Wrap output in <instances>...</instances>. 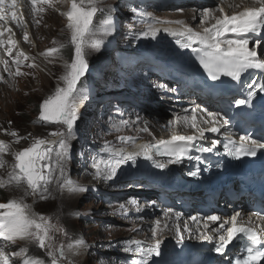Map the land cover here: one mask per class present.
I'll use <instances>...</instances> for the list:
<instances>
[{
  "label": "snow or ice",
  "instance_id": "snow-or-ice-1",
  "mask_svg": "<svg viewBox=\"0 0 264 264\" xmlns=\"http://www.w3.org/2000/svg\"><path fill=\"white\" fill-rule=\"evenodd\" d=\"M259 7L244 6L241 11H234L231 15L225 12L222 6L216 9L205 8L201 16V22L208 24L203 31H195L185 25L184 21H163L155 19L145 26V30L139 35L145 38L156 39L157 35L163 31L176 39V43L181 48H190L196 54L201 67L213 80H219L222 76L231 78L239 82L242 76L251 69L264 70V58H261L255 47H250V34H264V0H256ZM34 13H41L44 7L38 5L52 6L53 0H29ZM17 0H0V22H7L9 17L16 21L19 26L22 22L18 19L16 12ZM101 0H70V7L67 11L61 12L67 20L66 28L70 33L69 45L74 49L70 61L64 62V73L60 76L63 86H58L54 93L49 95L39 105L38 121L45 123L58 124L63 127L62 131L50 133L51 136L58 137L56 140L44 138H34L32 143L17 152L12 153L14 162L7 179L0 178V189H16L22 192V196L10 198L7 202L0 203V264H14L19 259L20 264H75L71 256L80 254V250L86 247V242L80 238L70 239L67 244L57 243V234L68 236L67 230L60 224L59 219L53 223V217L33 210L31 204L26 203L29 196L38 197L41 201L54 198L52 196V186L55 190L68 194H77L88 191L82 185L76 184L67 174V163L70 159V140L74 135V128L79 119V104L88 98V89L78 87L81 78L85 76L89 64L86 58L87 49L100 50L104 44V37L111 35L114 31L112 19V8L101 7ZM230 8H238L240 5L229 4ZM135 11V9H133ZM216 12L220 15L217 16ZM97 14L102 15L103 19L95 23ZM144 15L152 18L151 13ZM211 21H214L212 23ZM179 25L180 27H169L167 25ZM160 25H165L163 28ZM2 26V24H0ZM11 31L10 28L5 29ZM4 35L0 31V37ZM27 40V33H25ZM14 41L0 39V47L5 44L14 45ZM56 44V41H53ZM259 46L260 40L254 41ZM198 45V47H194ZM67 45L60 43L57 47L48 49L43 55L46 57L61 53ZM7 54L11 55V47L6 49ZM23 57V59H21ZM28 57L24 53H18L13 63L16 64L15 75H23L20 65ZM5 71H8L7 61ZM34 66V65H31ZM11 74V73H10ZM0 79H3L0 76ZM255 82H253L254 84ZM251 89L252 84L248 85ZM258 91L264 92V83L258 85ZM255 91L248 92V99L236 100L237 105L248 103ZM191 116L184 115L170 121L169 124L177 125L183 123L197 130L199 139L205 138V132H219L218 123L219 113L208 112L211 118L204 119V123H211L209 128L200 127L197 123V109H191ZM37 121H34V123ZM229 123L227 120L224 124ZM120 125L126 122L120 121L115 125V130L120 131ZM146 131L147 129H143ZM14 138V142L25 137H20L16 131L5 132ZM196 136H186L173 134L170 139L160 140L156 144H135L131 137H119L121 142H132L135 151H126L123 148H114L106 143L101 154L94 157L93 167L95 176L111 180L117 175V171L122 164L135 161L142 156L146 160H153L155 155H168V163H180L183 159H192L187 156L189 151L187 144ZM219 141H213V147ZM10 145L5 141H0V168L4 167L7 161L4 155L9 152ZM226 153L234 158L241 156H255L257 150L264 149V143L252 139L250 136H241L240 142L228 141L224 144ZM201 151L210 152L212 148H202ZM156 167L163 168V164L156 163ZM197 175V172L190 173ZM134 203V202H133ZM123 207V206H121ZM169 212L172 210L169 209ZM180 213H175L179 220ZM256 215H259L258 213ZM194 221L196 217H192ZM207 221L216 223L220 217L210 215ZM167 227V225H165ZM207 227V224H205ZM160 222H156L153 229V236L157 235ZM218 233L219 242L215 247L217 253L223 254L227 247L234 241L245 245L243 254L237 258L234 264H261L264 261V228L257 230L252 226L251 218L244 221L241 213L236 212L228 221L221 222L219 226L212 230ZM177 242L181 243L184 239L181 228L175 227ZM199 239L202 241L212 240L213 237L201 233ZM17 241L25 242L16 251L9 253L7 247L15 246ZM161 240L156 239L155 244L148 248L140 247L141 241H127L129 247L125 251H138L140 259L133 260L132 264H148V259L152 255H160ZM136 245V248L130 247ZM29 246H35L43 250L46 259L29 255Z\"/></svg>",
  "mask_w": 264,
  "mask_h": 264
},
{
  "label": "rangeland",
  "instance_id": "rangeland-1",
  "mask_svg": "<svg viewBox=\"0 0 264 264\" xmlns=\"http://www.w3.org/2000/svg\"><path fill=\"white\" fill-rule=\"evenodd\" d=\"M100 6L105 8L111 7L114 27H115V23H117V25L120 28L124 27L125 31L122 38L120 37V39L117 40V42L118 41L119 42L115 48H112L113 45L111 44L112 43L111 39L113 38V32H112L111 35L104 37V44L102 45L100 50L98 51L92 49L86 50L88 54V64H89L88 69L94 68V70H97L98 72L100 71L101 67H103L104 69L103 72L105 71L108 72L109 69V72L106 74V77L102 78L101 75L100 79H102L103 81L100 82L98 81L97 83L98 88H96L97 89L96 92L99 93L105 90L108 82H110L112 89H116L117 91L121 86V83H122V87H124L129 82V79L126 78L125 74H122V71L127 67V62L128 60H130L129 59L130 56L134 58L135 55L134 53H140L139 51L140 47L153 45L156 43L155 40L157 39V38L156 39L145 38L139 35V33L145 30V26L147 23L154 22L155 19H158L157 16H161V17L168 16L162 14L167 11L168 12L174 11L173 4L168 3V1H165L163 2V4H161L157 0H153V1L146 0L144 2H142V0H135L132 1L130 4L128 3L122 4L118 0H101ZM69 7H70V0H53L52 6L45 5L44 6L45 10L43 12L38 14L36 13L37 15L36 17L30 16L32 20H36L35 24L31 26L27 23V21H25L26 19L22 18L19 12H17V16H20L22 19L21 24L23 26L24 33H27V40H26L27 43L23 45V43L21 42V44L23 45V47H26L28 51H30L31 57H28V59H30L31 61L24 60L22 65H20V71L24 74L15 75L17 66L13 67V65H10V63L15 64L13 63V60L16 58L17 55H10L9 58H6L7 60H5L7 61L8 71L3 72V76H2L3 79L1 85L3 89L0 88V141H5L6 143H8L10 145V149L9 152L4 155V160L7 161V163L4 165V167L0 168V178L7 179L8 173L11 171V165L14 162L12 153L28 147L32 143L33 139L40 136L41 134H44L50 138H54V136H51L50 133L55 132V127L57 124L38 121L39 112L36 119L33 118L32 113L35 104L43 95L51 91H54L55 86L58 87L63 85V81H61L59 78L61 75H63L65 71L64 62L66 60L63 59L62 57H58V54L46 57L43 54L37 56L35 52L43 51L42 53H45L49 49L48 47L52 45V38L55 37V34L58 32V28L66 24V21L60 15V13L61 11L68 10ZM24 9L27 16H29L31 12V8L27 7ZM133 9H135V11H133ZM189 11L191 10L190 9L187 11L185 10V12H189ZM145 13H151V14L153 13L152 14L153 17L149 18L148 16L144 15ZM182 15H184V11L179 12V14L178 12L175 13L173 18H178V20L183 21ZM187 15L188 17L184 16V19L186 21H190L193 17V12L191 11V14H187ZM197 21L198 22H195L194 24L195 27L198 24H203L201 22V19H197ZM95 23H99V22H95ZM29 29L31 31L30 33L28 32ZM60 38L61 40H63L62 37ZM5 47L6 48L2 49L3 51H6V49L9 48L8 46ZM44 47L46 48L43 49ZM13 49L15 50V48ZM149 51L151 52L152 50L148 48V50L143 52V57L147 58L146 56ZM121 53L127 55L125 63H122L120 59H117V57L120 56ZM55 56H57L59 59H54L53 57ZM109 58L110 60H108ZM21 59H23V57ZM106 62H108V64L111 65L106 66L105 65ZM151 63L153 64L152 61ZM3 66H5V63L3 64L0 61V67ZM138 67L139 66H137V68ZM138 71L141 72L142 69L139 68ZM147 74L154 75L155 77L159 75L158 73L152 72L150 70H148ZM116 77H119L117 82H115L117 80ZM89 90L90 89H88V91ZM130 96H134V94L133 95L131 94ZM111 104H114L115 106L121 105L117 102L106 101L103 104L98 105L97 108L94 109L95 117L94 114L91 113V110H87L86 112L83 113V115H85V117L83 118V120H85V127L83 131L80 130L78 131L76 128H74V135L70 140L71 142L70 159L67 163V174L69 175L72 181L75 178H78L77 171L79 169H83L82 162L84 160L88 162V160L90 159L89 155L85 152V150L90 147L92 148V146L94 147V145L101 146L102 144L101 143V140L103 139L102 134H100L97 137L98 132L97 133L94 132V128L96 125L102 127V124H104L105 125L103 131L104 136L106 135L110 139L115 138V140L119 141L118 140L119 133L115 130V125H118V121L116 118L117 116L116 113H114V105ZM143 105L144 108L142 110H139V113L142 112L141 113L142 117H137V118L139 119L146 117L155 118L152 115L156 114L154 111H156L159 107L154 108L152 107L153 105L150 107L148 106V104H146V101L143 102ZM122 111L124 112L123 113L124 116L127 111L126 108H119L117 110V112L119 113ZM34 119L37 122L34 123L32 121ZM149 120L152 121L151 119ZM131 121L132 119L129 118L127 120V122H129L127 123V128L126 127L123 128L125 129V131H127V133L136 132V131L139 132L145 129L146 127H148V123L146 121L145 122L143 121L139 124L138 126L139 129L131 128L130 127V125L132 124ZM76 125H78L77 122ZM140 125L143 127H140ZM179 127L180 128L183 127L184 128L183 130L192 132L190 129L187 130V125L185 124L179 125ZM11 131H16L20 137H25V138L19 140L18 143H15L14 138L12 136L5 134V132H11ZM145 132L147 134H143V138L151 139L152 138L151 135L153 132L150 130ZM123 133L128 135L125 132ZM96 137L97 139H95ZM73 139L75 140V143L72 145ZM83 142L84 144H82ZM74 163L75 165H73ZM73 166H75V169H72ZM85 180L86 183H88L89 179L88 178L83 179V181ZM88 185L91 186L92 184L90 183ZM88 185L85 186L87 189H88ZM1 190L4 192L6 196L5 198H7L8 200L13 197L18 198L22 196V192L17 191L14 188L12 189L6 188ZM101 191H103V189H101ZM132 192L134 191L121 190L118 193H114L115 195H118L116 199H113L110 196L108 201H106L103 197H101L103 193H101V195L98 196L100 198H96L95 196H91L88 194H85L84 196L82 195L83 197H81V194L78 193L77 194H68L66 192L60 193L55 190V184H53L52 196L54 198L48 199L46 201H41L38 199V197L29 196L26 198V203L31 204L35 212L52 216L53 223L56 222L57 218L59 219L60 224L63 226V228L67 230L68 236L65 237L62 234H57L56 236L57 243L67 244L70 239H73L72 237L74 233H77L78 234L77 237L83 239L86 242V246H90V245L92 246L93 254H90L91 252L89 250L84 251L83 249H81L79 255L70 257L75 261V264H120L119 262L113 263L112 261L113 259L119 261L122 260V258H119V256H117L118 254H116L111 249V246L113 245V247H115L117 250H120L121 252L122 250H124V248L123 249L118 248L119 240H114L111 243V241H107L108 239H112V238L120 239L127 237V241H130V237H131L130 235L138 236L137 238H134L135 240H138L139 237L140 238L147 237L150 240H153L155 238L157 239L159 237L158 232L156 236H153V229L156 226L150 225L149 227L147 223H142V225H145L146 227L145 228L143 226H136L135 224L127 220L118 222L114 219L115 217L118 218L117 214L121 210H123L119 208L120 206L117 205V203L126 201L127 203L130 204L135 202L131 200L133 196ZM5 198L0 199V201H3ZM107 203H108L107 206L110 209L106 210L104 217H98V215L101 216L103 215L102 213L98 214L99 213L98 211L101 210ZM125 212L127 214L129 213L133 221L137 222L140 225V223L137 220L138 215L140 214L138 209L133 211L125 210ZM79 218L85 219L86 222H90L92 219L95 221V224L82 225L79 222ZM104 221H107V224L106 223L100 224L103 223ZM99 226L101 227V229L99 228ZM170 229H172V227L168 228L167 230ZM96 238H98L99 240L95 241ZM101 242L102 244H108V250H105L101 247L100 245ZM24 243L25 242L23 241H17L15 246L7 247L6 251L11 253L13 252L12 249H17L16 246L19 248L23 246ZM120 247L122 246L120 245ZM29 248H30L29 255L46 259L43 250H40L35 246H29ZM105 254L106 256L110 255V258L112 260L111 259L107 260L106 258L104 259L103 256ZM95 256H100V257L95 258Z\"/></svg>",
  "mask_w": 264,
  "mask_h": 264
},
{
  "label": "bare ground",
  "instance_id": "bare-ground-1",
  "mask_svg": "<svg viewBox=\"0 0 264 264\" xmlns=\"http://www.w3.org/2000/svg\"><path fill=\"white\" fill-rule=\"evenodd\" d=\"M232 1L233 0H231V2H229V4H235V5H240V7H238V8H241L242 6H244L246 3H247V1H245V0H235V2H233L232 3ZM254 1V0H253ZM20 3L23 5V7L25 8V6H26V0H20ZM181 3H183V4H185L186 3V1L185 0H182L181 1ZM151 4V3H150ZM155 4V3H154ZM229 4H228V6H226V4L224 5V6H222V4H220V6H222L224 9H229L230 11H235L236 9L238 10V8H235V9H233V8H230L229 7ZM16 8V9H18L19 10V14H20V16L22 17V18H25L26 19V21H27V23H31L30 22V18H29V16H27V14H26V12H25V9L24 8ZM254 7H259V5L258 4H255L254 5ZM61 8V7H60ZM205 8H210V9H214L213 7H211V6H205L203 9H197L198 11H196L195 9H193V8H178V9H176V10H174V11H171V12H164L162 15H168V16H157V18L158 19H160V20H163V21H177L178 20V18H173L174 17V14L175 13H177L178 12V14H179V12H182V11H184V15H182L183 16V21H184V23H185V25H188L189 27H191V28H195V22H198L197 21V19H201V16H202V13H203V10L205 9ZM191 10L192 12H193V17H192V19L190 20V21H186L185 19H184V16H187L188 17V15L187 14H191V11H189V12H185V10L187 11V10ZM153 14V13H152ZM160 14V15H161ZM176 16V15H175ZM153 17V16H152ZM29 18V19H28ZM153 20V19H152ZM151 20V21H152ZM12 23H13V25H14V27L16 28V30H17V32H16V30L11 26V24H10V26L12 27V29L14 30V32H15V35L18 37V38H21V37H19V36H22V30H21V26L19 25H17V22L16 21H13L12 20ZM200 23V22H199ZM200 25H203V24H198L196 27H197V29H199V28H201V30L204 28V27H207V26H209L208 24H205L204 23V25L203 26H200ZM31 26V25H30ZM161 26V28H163L165 25H160ZM167 26H169V27H173V28H176V27H180L179 25L177 26V25H167ZM163 34H167V33H165V32H163V31H161L158 35H163ZM37 36V35H36ZM167 36V35H166ZM143 40V39H142ZM150 40V39H149ZM249 40H250V44H254V47L255 48H257L258 46L257 45H255V43H254V41H252L251 40V34H250V36H249ZM22 41L24 42V43H27V41L25 40V38L24 37H22ZM144 41V40H143ZM119 42V41H118ZM149 42V41H148ZM153 42V41H152ZM6 45V44H5ZM14 46V45H13ZM138 46V45H137ZM15 47V46H14ZM156 49V51H159L160 49H158V48H155ZM7 56H8V54L7 53H5L4 55H3V57L4 58H7ZM22 65V64H21ZM24 67V66H23ZM26 67H28V66H26ZM27 69V68H26ZM3 73V72H2ZM10 77V76H9ZM164 77L165 78H180V76L179 75H174V74H172V73H168L166 70H164ZM18 78H20V77H18ZM21 80V79H20ZM48 81V80H47ZM47 83V82H46ZM45 83V84H46ZM22 84V83H21ZM24 84V83H23ZM157 84H164V88H166L168 91H170V92H172L173 93V95H174V99L175 100H178V99H182L183 101H189L190 102V100L189 99H184V97L185 96H183L182 94H183V88H184V86L183 85H177V86H172V85H170L169 83L167 84V83H164L163 81H162V79H159L158 77H154L152 80H149V81H147V88H148V90H149V95H156V94H160V93H165L164 92V90L162 89H159L158 87H157ZM2 79H0V88L1 89H3L2 88ZM20 86V85H19ZM139 90V89H138ZM139 91H141V90H139ZM127 92H130V90L128 89L127 90ZM139 93V92H138ZM115 95L117 96V95H119V93H115ZM137 95H139V96H141V94H137ZM149 95H147V94H144L143 96L145 97V98H147V99H153V98H155V97H152V96H149ZM127 97H131L130 95H126ZM138 96V97H139ZM22 98V97H21ZM160 98V100L162 101V100H165L163 97H159ZM26 99V98H25ZM113 100V102H117V101H119V100H122V101H120V102H117V103H119V104H127V105H134L135 103H137L138 101H134V100H130V99H128V100H124V99H120L119 97H117V98H114V99H112ZM163 103V102H162ZM160 104H161V102H160ZM224 105H226V104H224ZM157 108V107H156ZM189 107H180V109L179 110H181V111H184V115H185V112H186V109H188ZM193 108H197V107H193L192 106V108L191 109H193ZM159 109V108H158ZM191 109H190V111H191ZM157 111V110H156ZM120 113H122V115H123V111L122 112H120ZM142 113V112H141ZM151 113H153V112H151ZM151 113H149V114H151ZM161 114V113H160ZM153 117H157V115H155V114H153L152 115ZM136 117H142V115L141 114H139V115H137ZM196 117H197V123L199 124V126L200 127H203V128H205V127H209L210 125H211V123H204L203 121H204V119H208L209 121L211 120V118L210 117H208V116H205V115H201L200 113H196ZM148 117H146V118H142V122L144 121H146L147 123H148V128H149V130L150 131H152L153 133H152V138H155V139H158V138H162V137H165V138H168L169 137V132H170V124H169V122L168 123H166V122H164V120H161V119H154V118H148ZM131 119V118H130ZM149 119H151L152 121H150ZM177 119V118H176ZM130 122V121H129ZM129 122H127V123H129ZM146 123V124H147ZM139 124L140 123H138V122H136V121H132V124L130 125V127L131 128H135V129H137L138 128V126H139ZM183 124V123H182ZM182 124H180V125H182ZM134 125H136V126H134ZM140 127H143V126H141L140 125ZM139 129V128H138ZM188 129H190L191 131H193L194 130V132L196 133V137H198V135H197V130H195V129H192L190 126H187V130ZM125 130V129H124ZM158 132H159V134H158ZM172 132V131H171ZM188 132V131H187ZM158 134V135H157ZM171 134H173V133H171ZM151 138V139H152ZM204 139H206V136H205V138ZM140 141V142H139ZM146 140H138V142L136 143V144H142L143 142H145ZM102 147V144H101V146L100 145H94V147L92 146V148L90 147V148H88V149H86L85 150V152L89 155V157H90V159L88 160V162L87 161H84V165H82V168L83 169H79L78 171H77V174H78V178H75L73 181L76 183V184H79V185H82V186H86V185H88V184H98V186L100 187V188H104V190H105V185H104V182L101 180V179H99V178H97L96 176H95V168L93 167V162H94V157H97L98 156V154H101V152L98 150V149H100ZM136 149L134 148V149H132V150H126V151H135ZM99 151V152H98ZM94 153H95V155H94ZM77 158V157H76ZM86 162H87V164H86ZM128 164H131V165H136L137 164V160H135L134 162L133 161H129L128 162ZM73 165H75V163L73 164ZM88 167V168H87ZM72 169H75V166H73L72 167ZM70 170H71V168H70ZM88 171V172H87ZM136 176H140V175H136ZM85 178H88L89 180H88V183H86V180L85 181H83V179H85ZM125 184H130V183H126V182H120V183H118V182H115V183H111L110 185H109V191L111 192V193H114V191H119V189H121L123 186H121V185H125ZM91 185V186H92ZM133 185L136 187V189L138 190V191H141L142 190V188H141V186L139 185V184H135V183H133ZM127 186H129V185H127ZM88 187H90L89 185H88ZM117 188V189H116ZM85 194H88V193H86V192H83L82 194H81V197H83ZM83 195V196H82ZM98 196H100L101 194H97ZM132 195V194H131ZM136 196V197H135ZM140 195H134V199H131L132 201H136V202H134V203H127L126 201H123V202H119V203H117V205H119L120 207L119 208H121V209H123V210H134V209H138V211L140 212V214L138 215V218H137V220H138V222L140 223V225L137 223V222H134L133 221V219H132V217H131V215L128 213L127 215H125V216H122V217H120V216H118V218L117 217H115L114 219L116 220V221H118V222H120V221H123V220H127V221H129V222H131V223H133V224H135L136 226H143V227H145V225H142V223H147V225L150 227V225L151 226H156V222L157 221H159L160 222V228H159V230H158V233H159V237H160V240L162 241H166L167 240V237H166V234H169L170 235V237L171 236H173L174 234H173V231L170 229V230H167L168 228H170L171 226H172V224L174 223V220L176 219V217L174 216V214H175V211L174 210H172L171 212H169L168 210V208H166V209H160V208H156L155 206H154V204H156V206L157 207H160L159 206V204L157 203V201H156V199L155 198H153V200L155 199V201H154V204L152 203V202H149V201H147V200H145L144 198H141V197H139ZM163 196H165V197H167V195H163ZM110 198V196H106L105 197V200L106 201H108V199ZM112 198H116V195L115 196H113ZM129 201V200H128ZM104 205V204H103ZM108 205V203L107 204H105V206L101 209V210H99L98 212V214H100V213H102L103 215L101 216V215H98V217H104V215H105V213H106V210H109L110 208L107 206ZM121 206H123V207H121ZM119 212V211H118ZM117 214V213H116ZM129 215H130V217H129ZM136 218V217H135ZM153 219V220H152ZM152 220V221H151ZM149 223V224H148ZM165 225H167V227H165ZM185 225H189V224H187V221L185 222ZM146 228V227H145ZM181 228V227H180ZM99 229V228H98ZM100 229H101V227H100ZM195 228L193 227V226H190L189 225V230H192V231H194V232H192V234L190 235L191 236V239H197L198 238V235L200 234V232L198 231V230H194ZM116 230V229H115ZM125 230V229H124ZM181 231H182V228H181ZM184 233L185 232H182V234H183V236H184ZM161 235V236H160ZM121 237V236H120ZM131 238V237H130ZM157 239H159V238H157ZM114 240H119V243H118V248H124L125 249V247H129V245H127V237H125V238H120V239H117V238H112V239H108L107 241H111V243L114 241ZM156 240V238L155 239H153L152 241H155ZM106 241V240H105ZM131 241V240H130ZM161 242V245H163V243L164 242ZM102 242H104V241H102ZM102 242H101V247L103 248V249H105V250H108V244H102ZM93 245V244H92ZM120 245L122 246V247H120ZM160 245V246H161ZM113 245L111 246V249L116 253V254H118L117 256H119V258H122V260H112L111 258H110V255H107L106 256V254L104 255V259L106 258L107 260H112L113 261V263L114 262H119L120 264H126L125 262H123L125 259H129L130 257H127V256H129L130 255V253L129 252H131V251H129V252H126L125 250H122V252L120 251V250H117L115 247H113ZM130 247H132V248H135V245H131ZM83 250L84 251H86V250H89V251H91V250H93L92 249V246L90 245V246H86L85 248H83ZM120 252H121V255H120Z\"/></svg>",
  "mask_w": 264,
  "mask_h": 264
},
{
  "label": "trees",
  "instance_id": "trees-1",
  "mask_svg": "<svg viewBox=\"0 0 264 264\" xmlns=\"http://www.w3.org/2000/svg\"><path fill=\"white\" fill-rule=\"evenodd\" d=\"M60 37H62L63 40H61ZM55 40H57V45H59L60 43H63V44H65V45H67L62 51H63V53H64L66 59L70 61V59H71V57H70V51H72L73 49H72V47H71L70 45H68L69 36H60V35L58 36V35H57V36L55 37ZM49 93H50V92H49ZM49 93L43 95V96L37 101V103L35 104L34 109H33V113H32V114H33V118H35V117L38 115V112H39V105L43 102L44 98H45L47 95H49ZM32 121H33V120H32ZM41 136H44V134H41ZM5 197H6V196H5L4 192L0 189V199L5 198ZM7 201H8V199L5 198L3 201H0V202H7ZM79 222H80V224L85 225V224H84L83 222H81L80 220H79ZM77 236H78V234H77V233H74V235H73L72 238H78ZM16 247H17V246H16ZM18 261H19V259H17V262H18Z\"/></svg>",
  "mask_w": 264,
  "mask_h": 264
}]
</instances>
